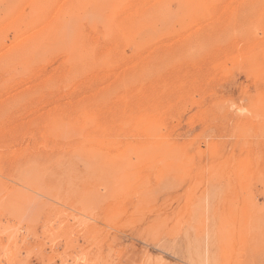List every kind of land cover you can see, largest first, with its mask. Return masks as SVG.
<instances>
[{"label":"rangeland","instance_id":"obj_1","mask_svg":"<svg viewBox=\"0 0 264 264\" xmlns=\"http://www.w3.org/2000/svg\"><path fill=\"white\" fill-rule=\"evenodd\" d=\"M0 264H264V0H0Z\"/></svg>","mask_w":264,"mask_h":264},{"label":"bare ground","instance_id":"obj_2","mask_svg":"<svg viewBox=\"0 0 264 264\" xmlns=\"http://www.w3.org/2000/svg\"><path fill=\"white\" fill-rule=\"evenodd\" d=\"M102 35V34H101ZM44 41V40H43Z\"/></svg>","mask_w":264,"mask_h":264}]
</instances>
